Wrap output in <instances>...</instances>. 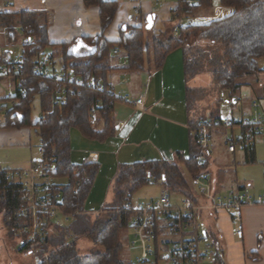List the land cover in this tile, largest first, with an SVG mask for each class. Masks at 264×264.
<instances>
[{
	"label": "trees",
	"instance_id": "obj_1",
	"mask_svg": "<svg viewBox=\"0 0 264 264\" xmlns=\"http://www.w3.org/2000/svg\"><path fill=\"white\" fill-rule=\"evenodd\" d=\"M199 1L200 5L193 8L180 2L174 13L191 18H196L200 13L210 14L213 10L212 0ZM83 4L85 8H98L101 29L98 36L82 39L89 49L83 56L69 53L72 43H49L48 16L45 13L23 11L0 14V26L10 30L11 41L30 38L29 45H24L22 49L23 72L18 77L25 95H19L17 80L12 81L15 89L13 100L18 104L8 112L5 126L19 130L35 129L43 142L44 157L55 162L54 183L50 189L62 196L61 210L73 218L72 230L78 236L88 237L102 248V252L81 256L77 253L76 244H64L62 236L59 241L46 235L44 240L26 243L27 236L20 233L24 226L30 224L29 211L21 214L26 208L24 191L20 184L7 181L5 175H0V223L10 235H21L23 248L20 251L32 253V245L45 248L54 246L40 264H127L121 260L124 247L120 238L121 232L127 230L130 218L128 213L121 211L124 197L148 185V181L160 182L161 187L172 195L191 197L192 191L185 178L192 179L199 175L208 168L209 163L208 160L203 165L198 162L199 150L191 136L187 157L177 154L173 161L153 160L120 165L114 177L115 198L112 205L94 219L82 215L86 213L85 203L100 167L98 163L74 164L71 161L70 133L76 130L82 138L98 143L114 133V106L121 99L114 95L108 84L110 52L118 49L126 61V65L119 67V70L136 72L146 67L162 70L167 56L178 50L182 55L185 83L206 73L210 75L215 90L234 94L242 87L251 86V80L264 72L259 65L264 60V0H219L220 7L231 10L230 15L181 27L173 24L175 14L171 12L172 25L168 32L152 38L150 42L143 26H125V30L119 32L117 42L107 41L105 33L114 20L118 2L83 0ZM18 27L21 32H18L16 39L14 29ZM202 41L206 42L204 48L198 45ZM48 50L51 53H47ZM40 53L50 58L53 71L71 72V81L36 76L34 67ZM61 87L71 89L72 94L66 96L60 107L51 108L52 96ZM36 94L41 101V114L44 117L32 124L31 103ZM205 94L203 89L185 87L187 111L192 112ZM96 103H99V108L93 122L89 118V109ZM98 121L103 124L101 130L96 129L95 123ZM240 132L244 134L246 131ZM256 142L253 140L245 146V164L255 163ZM59 181L64 184L59 185ZM59 227L54 225L53 229ZM215 264H224L220 249Z\"/></svg>",
	"mask_w": 264,
	"mask_h": 264
},
{
	"label": "crops",
	"instance_id": "obj_2",
	"mask_svg": "<svg viewBox=\"0 0 264 264\" xmlns=\"http://www.w3.org/2000/svg\"><path fill=\"white\" fill-rule=\"evenodd\" d=\"M115 1L118 2V8L111 26L105 33L107 41L117 42L120 37L119 32L124 26H143L148 38L152 39L164 34L165 29L172 25L170 15L174 3L170 0L162 1L159 4L156 0V5L150 0ZM6 4H10L7 14L23 11L45 13L48 16L47 36L49 43H72L69 53L75 56H83L89 51L82 43V39L96 37L101 31L98 8H85L83 0H0V9H4ZM212 4L214 10L216 7H214L213 1ZM135 7H139L141 11L139 23L133 21ZM220 10L222 13L219 15L218 12L215 19L231 13L230 9L220 7ZM212 13L211 11L210 14L205 15L202 23L212 21L214 19ZM168 60L165 62V67L160 71L146 67L143 71L128 72L119 70L117 67L109 72L108 84L114 95L121 99L114 106L113 129H115L117 121H122L124 126L118 131L113 130V135L102 143L87 140L91 142L93 147L91 149L93 150H90L88 154H86L87 152L74 154L76 160L73 159V153H71L72 162L74 160L78 161L77 164H81V162L98 163L101 169L107 166L109 169L116 168L117 172L120 165L153 160L173 161L177 154L187 157L192 136L191 127L200 120L212 116H199L197 112H201V109H197L194 113L187 111L186 95L185 91L182 92L180 72L178 68L175 70L168 68ZM111 61L116 63L114 58ZM254 80L257 85L259 80H264V74L263 76L259 75ZM184 85L190 89H197V87L188 86L189 82L185 83V78ZM245 87H251L254 92L253 85ZM140 97H143L144 103L142 108L137 110L133 104ZM259 98L263 97L258 96L251 99ZM191 114L194 115V118H191ZM95 125L97 130L102 129V122L98 121ZM15 130L14 133L0 130V144L4 143L5 140L11 142L14 137L22 142L30 138L25 133L26 129ZM219 131L211 130L209 133L213 153L208 159L207 170L210 174L213 192L220 191L217 194L225 195L227 190L218 187V184H222L221 180L219 179V181L214 174L212 175V171L219 170V166L217 168L214 166L217 157L214 154L213 140L214 134L218 136ZM238 135L239 131L235 133L230 130L229 138ZM257 143H261L259 148L256 147ZM256 144L254 146L255 163L259 161L263 164L264 174V141L259 140ZM89 147L84 149L89 150ZM227 154L230 155L234 164H239L237 161H240L244 166L253 165L245 164L243 152H236L232 155L227 151ZM33 158L32 163L35 160V155ZM0 169L5 170L1 167ZM5 171L9 172L8 170ZM185 179L188 183L189 179ZM237 189H245L250 195L259 196L264 193V183L261 186L262 190L257 189L258 191L250 181L238 184L236 188H230L228 191ZM253 190L256 192L254 193ZM215 216L217 223L215 222L213 226L215 234L213 240L220 249L225 264H264V204L244 205L241 208L240 216L243 225V238L241 240L235 236V228L230 224L228 213L219 211L215 213ZM54 225L60 226L62 223L60 221L50 222L46 229L53 228ZM224 225L225 231L222 228ZM205 231L208 233L207 229ZM20 248L19 250H21Z\"/></svg>",
	"mask_w": 264,
	"mask_h": 264
},
{
	"label": "built area",
	"instance_id": "obj_3",
	"mask_svg": "<svg viewBox=\"0 0 264 264\" xmlns=\"http://www.w3.org/2000/svg\"><path fill=\"white\" fill-rule=\"evenodd\" d=\"M133 1V0H130ZM174 7L171 10L175 14L174 25L178 27L191 25L196 18L177 16L174 13L178 3L189 8L200 5L199 0H172ZM162 3L158 0L157 4ZM10 4L0 9V14L9 12ZM134 22L139 23L141 11L139 7L134 9ZM14 30L21 32L18 27ZM175 29V33H176ZM7 27L0 26V34L5 37L4 51L0 53V83L17 80L16 89L20 96L25 91L18 83V77L23 72V50L18 54L9 51L14 42H10L11 33ZM15 32V31H14ZM30 38H22V47L29 45ZM116 58V67H124L126 61L120 56L118 49L111 51ZM51 61L47 55L40 53L34 67L36 76H48L62 82H70L71 72L62 73L53 71L50 67ZM264 69V62H263ZM79 83V80L76 82ZM11 84H9L11 86ZM13 87V86H11ZM15 90V89H14ZM15 93V92H14ZM72 94L71 89L61 87L55 90L52 96V108L60 107L67 95ZM15 95L9 92L7 98L12 99V105L16 106L18 101L13 100ZM243 98H246L244 96ZM2 99V98H1ZM144 103L143 97L134 102L137 110L141 109ZM13 106V107H14ZM99 103L92 105L89 109V118L95 122ZM8 112L0 106V125L7 119ZM44 116L39 119L42 120ZM124 126L122 121H117L115 131ZM224 128H236L239 135L231 136L226 143L228 153L243 152L245 146L256 141H264V98L249 99V108L244 110L238 117L221 119H204L191 127L192 137L199 150L198 162L203 165L211 158L210 131ZM245 130L242 134L240 131ZM55 162L53 159L44 157L43 142L39 140L38 151L35 160L30 167L22 170L7 172L0 169V175H5L7 181H13L22 186L23 200L26 208L22 210L30 213V224L24 226L20 233L26 235V243L32 244L36 239L46 238V227L50 222L66 223L71 215L61 210L62 196L54 193L50 187L54 183ZM204 169L199 175L189 179L188 186L191 188L192 196L172 195L161 187L160 182L148 181V185L159 184L162 188L157 199L136 202L131 195L124 197L122 210L129 214L128 229L132 234L130 247L138 248L139 255L135 258L134 264H215L216 256L219 253L215 241L208 236L201 221L200 212L209 215L219 211L228 213L235 228V236L238 240L243 238V225L240 210L244 205L264 204V193L259 196L250 195L245 189L230 190L225 195H219L211 189L210 174ZM76 193V190L73 192ZM177 197L174 204L172 197ZM22 242L21 248L22 249Z\"/></svg>",
	"mask_w": 264,
	"mask_h": 264
},
{
	"label": "rangeland",
	"instance_id": "obj_4",
	"mask_svg": "<svg viewBox=\"0 0 264 264\" xmlns=\"http://www.w3.org/2000/svg\"><path fill=\"white\" fill-rule=\"evenodd\" d=\"M150 1L154 2V4L156 5V0ZM162 1L165 0H160V2ZM212 1L214 2V7H216L214 8V10H212V15L214 17L213 20H215V18L218 16L217 13L219 12L220 15L222 11L219 7V0ZM204 16V13H200L198 16H196V23L204 22L202 21L204 20ZM169 27L165 29L164 34L168 32ZM16 32L17 34H15L17 39V35L19 33L18 30ZM9 39L10 38H8V40ZM147 39H149V42L151 41L150 38L147 37ZM4 40L5 37L0 34V53L4 51ZM9 41L11 43L13 42L11 40ZM198 45L204 48L206 46V42L202 41ZM22 49V39H17L9 51L18 54L22 51ZM49 52L51 53L50 50L47 51V53ZM112 56L113 55L110 52V71H112L113 68H117L114 62L111 61L113 58H116ZM167 59H169L167 66L168 68L172 70L178 68L182 80V92L184 93L185 85L181 52L178 50L173 51L167 56L165 62L167 61ZM263 62L264 60L259 62L261 68H263ZM164 67L165 63L163 68ZM263 74L264 72L260 75L263 76ZM9 84L11 83H9L8 81L0 83V106L4 107L5 112H10L14 106L12 105V99L7 98L9 92H11L12 95H15L14 88L11 87L13 85L11 84L10 86ZM252 85L254 87V92L251 87H242L239 91L235 92L234 94H230V92L227 91L219 92L214 89L212 79L209 74H200L194 80H191L188 86H191L192 88L197 87V89H203L206 94L203 95L200 100H198V103L194 107L195 109L191 113H194L197 109H201L202 111H198L197 113L199 114V116L202 117L212 116L220 118L221 120H225L229 117H238L241 114L242 110H248L249 99L256 98L258 96H262L264 98V80H259V83L256 85L255 80L253 79L251 82V86ZM244 96H246V98H243ZM232 99H235L236 101ZM52 101L53 98L51 100V104ZM40 105L41 101L39 99V96L36 94L34 95L31 103L30 122L32 124H35L39 121L41 116H44L43 114H41ZM190 116L191 118H194L193 114H191ZM5 124V121H3V126L1 127L0 125V130L7 132L10 131L11 133H14L15 129L8 128L5 126ZM25 129L26 128L22 130ZM230 130H233L235 133H238V129L236 128H224L220 129V133L218 136L214 134L213 138L215 148L214 154L215 157H217L214 166L215 168L219 166V170L212 171V175L214 174L218 178V180H221L222 184H218V187L222 190L228 191V189L230 188H236L238 184L245 183V181H250L253 184L254 188H256V191H258L257 189L262 190L261 186L262 183H264L263 164L259 163V161L249 166H244L240 161H237V163L239 164H234L230 155L227 154L225 143L229 140ZM25 133L30 136L27 141L26 139L23 142L18 141V139L14 137V140H12L11 142L5 140L4 143L0 144V167L2 169L12 172L16 170H22L31 166V160L33 158V155H36L38 151L39 138L36 134L35 129H26ZM70 138V149L71 153H73L74 160H76L74 158V154H81V152H87L86 154H88L90 150H93L91 149L93 148L91 142L82 138L76 130L71 131ZM260 145L261 143H257L256 147L259 148ZM85 147H89V150H85ZM74 160L73 162L77 164L78 161ZM100 170L101 171H99V173L96 175L94 185L85 203L84 210L86 213L82 214L83 216L88 217L90 220L94 219L95 216H97L98 214H101L100 212L102 210H105L107 207L111 206L115 198L114 177L116 174V168L109 169L106 166L103 169L100 168ZM249 178L250 180H248ZM58 184L63 185L64 182L59 181ZM161 189L162 188L159 186V184L143 186L137 189L131 195L132 200L140 202L157 199L160 195ZM219 192L220 191H218L217 193ZM177 200V197H172V201L174 204L177 203ZM199 216L204 229L208 230V236L213 239V237L215 236L213 226L215 222L217 223L215 219V213L209 215L208 213L202 211L199 213ZM72 221L73 218H70L64 224L61 222L62 225H60L59 229L54 230L53 228H49L48 230H46L45 234L49 238H53L52 240L56 239L58 241L61 239L62 236L64 244L74 242L76 244L77 253L81 256L89 255L92 253H101L102 248L100 246L94 244L86 236H78L77 233L72 230ZM230 222V224L233 226L231 219ZM224 227L225 225L222 226V228ZM120 238L124 247L121 260L127 264H134L135 258L139 255V249L130 247V241L132 240V234L130 233V230L128 228L127 230H123V232H121ZM21 239L22 238L20 234L10 235L8 231L4 228L2 223H0V264H40L42 259L47 256V254L54 247L53 245H48L46 248L45 246L39 247V245H32V253H29L27 251H20L19 248L21 247Z\"/></svg>",
	"mask_w": 264,
	"mask_h": 264
},
{
	"label": "water",
	"instance_id": "obj_5",
	"mask_svg": "<svg viewBox=\"0 0 264 264\" xmlns=\"http://www.w3.org/2000/svg\"><path fill=\"white\" fill-rule=\"evenodd\" d=\"M125 30V26L124 27H122V31H124Z\"/></svg>",
	"mask_w": 264,
	"mask_h": 264
}]
</instances>
